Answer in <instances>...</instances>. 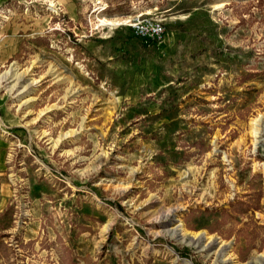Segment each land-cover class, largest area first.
I'll use <instances>...</instances> for the list:
<instances>
[{"label":"rangeland","instance_id":"rangeland-1","mask_svg":"<svg viewBox=\"0 0 264 264\" xmlns=\"http://www.w3.org/2000/svg\"><path fill=\"white\" fill-rule=\"evenodd\" d=\"M0 264H264V0H0Z\"/></svg>","mask_w":264,"mask_h":264},{"label":"built area","instance_id":"built-area-1","mask_svg":"<svg viewBox=\"0 0 264 264\" xmlns=\"http://www.w3.org/2000/svg\"><path fill=\"white\" fill-rule=\"evenodd\" d=\"M128 27L135 36L154 42L161 41L164 35V29L160 22L139 16L130 19L128 21Z\"/></svg>","mask_w":264,"mask_h":264},{"label":"bare ground","instance_id":"bare-ground-1","mask_svg":"<svg viewBox=\"0 0 264 264\" xmlns=\"http://www.w3.org/2000/svg\"><path fill=\"white\" fill-rule=\"evenodd\" d=\"M173 211H175V209H174ZM172 234H176V231H173V233H172Z\"/></svg>","mask_w":264,"mask_h":264}]
</instances>
